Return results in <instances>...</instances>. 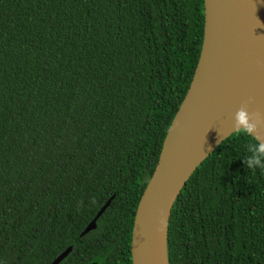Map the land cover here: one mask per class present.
Listing matches in <instances>:
<instances>
[{"label": "trees", "instance_id": "16d2710c", "mask_svg": "<svg viewBox=\"0 0 264 264\" xmlns=\"http://www.w3.org/2000/svg\"><path fill=\"white\" fill-rule=\"evenodd\" d=\"M202 11V0H0V264H50L67 247L59 264H130ZM248 142L231 134L180 190L168 264H264V170L242 164Z\"/></svg>", "mask_w": 264, "mask_h": 264}, {"label": "water", "instance_id": "95a60500", "mask_svg": "<svg viewBox=\"0 0 264 264\" xmlns=\"http://www.w3.org/2000/svg\"><path fill=\"white\" fill-rule=\"evenodd\" d=\"M202 9V40L190 83L134 210L130 264H168L167 224L180 190L234 133L232 117L244 101H250V112L264 114V0H202ZM260 131L264 135V124ZM111 198L80 236L94 229ZM70 250L50 264H59Z\"/></svg>", "mask_w": 264, "mask_h": 264}, {"label": "clouds", "instance_id": "9594fccd", "mask_svg": "<svg viewBox=\"0 0 264 264\" xmlns=\"http://www.w3.org/2000/svg\"><path fill=\"white\" fill-rule=\"evenodd\" d=\"M249 103L244 101L235 111L232 117L233 132L238 136L251 137V142L245 145L248 155L242 160L245 168L250 171L264 170V135L260 131V125L264 124V114L259 111L250 112Z\"/></svg>", "mask_w": 264, "mask_h": 264}]
</instances>
